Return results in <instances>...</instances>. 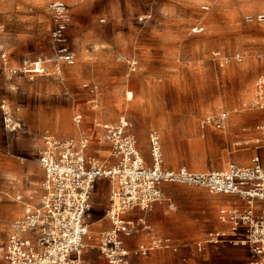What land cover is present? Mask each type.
I'll return each mask as SVG.
<instances>
[{
  "label": "crops",
  "instance_id": "1",
  "mask_svg": "<svg viewBox=\"0 0 264 264\" xmlns=\"http://www.w3.org/2000/svg\"><path fill=\"white\" fill-rule=\"evenodd\" d=\"M52 1L55 0H24V6L19 9V11H24L23 17L18 18L23 27L0 33V172L3 176L0 177V264H9L3 257V251L11 225L23 216L24 204L17 200V196H22L24 200L32 198L30 201L37 202L39 192H41L42 180L40 185L38 183V185L32 186L31 176L34 166L18 162L16 155L20 157L30 155L33 143L36 146L39 144L38 149L40 147L42 149L41 139L46 133L64 140L75 137L82 130L92 136L89 153L101 160H106L110 156L111 147L108 143H102L98 140L100 130L95 126V121L114 123L127 114L122 113L121 116L108 115L105 112V106L107 104L117 105L121 99V89L123 91V88L129 89L131 86L144 107L143 112L145 113L147 107L153 111L154 92H157L156 89L153 90V86L159 85L154 71L152 73L147 72V67L144 65L149 57L145 53L146 51L139 53V50L134 48L129 53H123L127 51L129 41L133 39L131 33L126 31L123 34L109 33V35L106 33L103 24L94 20H89L86 23L87 20L82 17V13L88 0H60L70 5L74 14L71 27L67 31V37L72 40L75 63L73 65L63 63L59 66L46 64L47 72L35 74L32 79L24 74L12 76L10 70L19 68L23 61L36 60L40 56L51 53L50 34L53 23L50 19L52 14L46 6L48 2ZM94 1L101 12L105 13L102 2L107 0ZM108 1L113 6L112 1ZM15 9L12 0H0V13L6 14ZM7 19L8 23L10 20H14L10 17ZM157 31L158 28L155 30L156 34ZM42 38L44 41L38 40ZM41 47H45V49H40ZM144 48L146 47L144 46ZM47 49L49 51L43 54V51ZM257 49L264 51V40L258 44ZM37 52L42 53L35 57ZM131 57H136L139 62L137 72L132 74L129 72L126 61L127 58ZM215 59L219 60L216 57ZM237 62H242V60ZM141 63V74H137ZM219 63L221 68L225 67L221 65L220 60ZM235 71L236 67L234 66L228 70L231 74ZM261 79L264 80V75ZM85 82L98 84L102 89V109L94 110L86 106L87 94L90 95V93L89 91L85 92L86 89L83 88ZM67 86L73 95L65 92V89H68ZM252 87H254V83ZM134 90L130 92L132 97L126 98L128 102L134 99ZM115 91H119V93L115 94ZM255 98L258 101L257 90L256 94L251 91L247 97L240 98L238 104L230 108V116H259V120L264 122V105H256ZM250 101L252 108L247 107ZM77 114L83 116L81 126H77L74 122V117ZM209 116L215 115H206L202 120ZM227 116H229L228 113ZM128 118L133 123L135 122L134 116H128ZM152 130L157 129L150 131ZM245 130L241 129V132L243 133ZM258 130L260 132L257 134H250L258 137L246 143L259 144L254 147V154H258L264 163V146L260 145L264 143V125L259 126ZM138 139L139 147L145 158L146 154L150 155L149 138L148 149L142 145L139 135ZM245 155L247 160H243L244 162L240 165L249 166L251 165L250 160H252L251 155ZM146 162L151 163V161ZM174 167L176 168L172 169L181 168ZM36 169L43 179L42 168L36 166ZM107 180L109 203L113 182ZM162 188L165 199L156 203L150 212L144 214L136 211L128 214V217L145 215L151 225V232L125 238L126 246L133 249L139 244L148 243L152 235L170 236L175 247H182V254H176L172 250H153L146 256H132L130 258L131 264H241L239 263L240 256H242L240 253L241 246L229 240V238H237L239 234L232 233L231 225L223 223L219 217L220 208L229 202L242 203L236 196L215 195V210L212 212L214 228L203 230V227L205 228L207 225L200 224L203 234L194 240L193 231L199 229H195L191 216L182 209L186 202L192 201L191 194L187 193L192 187L165 184ZM171 203H174V208L171 207ZM107 208L94 207V210H90L89 213L91 215L89 223L86 220L90 229L88 238L90 247L85 249L83 253L86 264H111L101 255L99 250L102 233L112 229V222L104 214ZM204 237H208L209 240L205 239L204 242H200L199 240ZM217 238L219 239L217 243L212 241V239L216 240ZM197 243L202 255H198L196 251ZM245 249L248 254V249L246 247ZM203 251H206L207 254H213L214 257L210 258L203 255ZM248 256L250 257V254Z\"/></svg>",
  "mask_w": 264,
  "mask_h": 264
},
{
  "label": "rangeland",
  "instance_id": "2",
  "mask_svg": "<svg viewBox=\"0 0 264 264\" xmlns=\"http://www.w3.org/2000/svg\"><path fill=\"white\" fill-rule=\"evenodd\" d=\"M111 1L115 9L107 0L102 2L105 12L102 13L94 0H88L82 17L87 20L86 23L94 20L103 24L108 34H123L126 31L131 33L133 39L123 53H129L134 48L139 53L146 51L149 57L144 65L147 72L154 71L159 85L153 86V90L157 91L154 92L153 111L147 107L143 112L144 107L130 86L129 89H121L118 104H107L105 112L112 116H121L122 113L134 116V130L147 149L149 132L157 129L161 135L165 166L169 168L178 166L192 171L224 170L231 163L242 164L243 160H247L245 154H250L251 159L257 156L258 154H254V147L259 144L246 142L258 137L250 134L259 133L258 127L264 125V122L259 120V116H230V108L236 106L240 98L247 97L251 91L256 94L259 79L264 75V51L257 49L258 44L264 40V22L248 23L245 20L246 15L264 13V0ZM12 3L16 7L14 11L0 13V33L23 27L18 18L23 17L24 11L19 9L24 6V0H12ZM48 3L46 7L49 9ZM68 6L71 13L70 29L74 14L72 7ZM204 6H208L209 10H204ZM8 17L14 20L8 23ZM50 19L53 23L52 16ZM197 26L205 28L204 32L193 33ZM38 40L44 41L43 38ZM68 44L72 49L70 38ZM48 51H43V54ZM218 51L232 60L224 68L220 67L219 60L214 57V52ZM40 53L42 52H37L34 56H40ZM236 54H241L242 62L234 60ZM233 66L236 71L231 74L228 70ZM141 69L142 63L137 74H141ZM131 90H134V99L128 102L126 93ZM65 92L73 95L69 87ZM118 93L119 91H115V94ZM89 99L90 95L87 94L86 106L92 109ZM247 107L252 108L251 101ZM223 111L229 115L225 127L217 129L202 126L201 120L206 115H216ZM241 129L246 130L242 133ZM260 145L264 146V143ZM38 146L32 144L30 155H16L18 162L34 166L32 186L38 183L40 185L42 180L36 169L41 150ZM145 159L151 161L150 155L146 154ZM0 177H3L1 172ZM190 189L187 193L191 194L192 201L186 202L182 209L191 216L195 229L200 230L193 231L196 240L203 234V230L214 228L212 212L215 210V200L212 199L216 196L203 188ZM108 191V180H97L92 191L91 210L94 207H109ZM104 214L106 215V211ZM90 216L87 213L88 223ZM200 224H206L207 227L202 230ZM205 239L209 240L204 237L199 241L204 242ZM203 245L204 243L201 248ZM240 246L242 256L239 263L251 264L252 256H248L245 246ZM196 248L198 255H202L198 243ZM172 252L181 255L182 247L176 246ZM203 255L214 257L206 251H203ZM132 256L135 254L130 258Z\"/></svg>",
  "mask_w": 264,
  "mask_h": 264
},
{
  "label": "built area",
  "instance_id": "3",
  "mask_svg": "<svg viewBox=\"0 0 264 264\" xmlns=\"http://www.w3.org/2000/svg\"><path fill=\"white\" fill-rule=\"evenodd\" d=\"M48 7L53 18L51 53L33 61H23L19 68L10 70L12 76L24 74L32 79L35 74L47 72L46 64L75 63V53L67 37L71 22L69 6L55 0ZM203 9L208 10V6ZM245 20L248 23L264 22V13L246 15ZM203 31L201 26L193 29V33ZM214 55L222 66L232 61L221 52ZM234 60L241 61V55L236 54ZM126 61L129 72H137V58ZM257 86L256 105H264V80L260 79ZM83 88L91 95V108L102 109L100 86L85 83ZM128 96L132 97V93ZM227 118V113L221 112L205 118L201 124L222 129ZM82 120V114L74 117L77 126H81ZM95 126L100 130L98 140L111 147L106 160L89 153L92 136L82 130L75 137L64 140L50 133L42 136L38 164L44 177L39 199L33 202L31 198L24 200L17 196L24 204V211L23 216L11 225L3 251L5 261L9 264H86L83 253L90 247L86 216L91 210L94 186L97 180L104 178L113 182L106 210L112 229L102 233L99 250L111 264H130L132 254L146 256L153 250L176 249L170 236L152 235L148 243L133 249L127 248L125 242L127 237L151 232L145 215L128 217V214L136 211L147 214L156 203L164 201L162 187L165 184L199 187L212 195L236 196L242 203L233 201L220 208V220L230 224L233 231L240 229L237 238L244 240L236 244L248 246L251 264H264V164L259 155L249 166L231 163L224 170L199 172L186 167L172 169L165 166L159 131L149 133L151 163L148 164L128 116L123 115L114 123L97 120ZM170 205L175 207L174 203ZM218 240L212 239L215 243Z\"/></svg>",
  "mask_w": 264,
  "mask_h": 264
},
{
  "label": "bare ground",
  "instance_id": "4",
  "mask_svg": "<svg viewBox=\"0 0 264 264\" xmlns=\"http://www.w3.org/2000/svg\"><path fill=\"white\" fill-rule=\"evenodd\" d=\"M256 103H257V101H256ZM7 108V107H6ZM6 120V119H5ZM7 121V120H6ZM39 145V144H38ZM39 157V156H38ZM23 180V179H22ZM212 200H215V199H212ZM174 208V207H173ZM88 213H90V211L88 212ZM235 231H231L232 233H234V234H238L239 233V231H240V229L239 228H236V229H234ZM229 240H231L232 242H234V243H237V242H241V241H243L244 239L243 238H229ZM241 240V241H240ZM247 249H248V251H249V254H250V257H251V251H250V249L248 248V246H245Z\"/></svg>",
  "mask_w": 264,
  "mask_h": 264
}]
</instances>
